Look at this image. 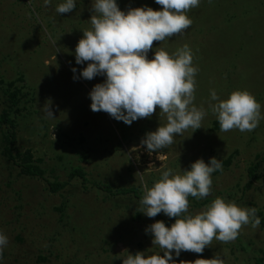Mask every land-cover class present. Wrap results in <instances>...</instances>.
<instances>
[{"label":"rangeland","instance_id":"obj_1","mask_svg":"<svg viewBox=\"0 0 264 264\" xmlns=\"http://www.w3.org/2000/svg\"><path fill=\"white\" fill-rule=\"evenodd\" d=\"M61 2L51 0L45 6L43 0H0V232L8 237L3 264H121L118 257H126L127 251L159 252L145 228L155 220L167 226L174 218L163 213L149 218L140 212V199L108 196L97 182L113 189L135 186L143 195L141 175L151 187L164 165L180 172L197 158L207 163L215 156L223 168L212 174L205 198L241 196L248 167L264 156V119L251 132H222L209 106L214 103L212 89L221 99L233 90H247L264 116V0H201L187 13L192 19L188 29L154 41L149 58L160 48L170 54L184 44L192 49L198 68L194 103L207 113L202 128L188 129L160 150L166 156L163 162L143 147L130 151L146 132L166 123L158 107L151 117L130 126L90 109L88 93L104 77L74 79L71 69L78 76L87 63H75L74 49L82 31L91 28V0H77V7L62 15L56 12ZM117 3L125 11L144 5L160 8L155 0ZM49 102L54 119L42 112ZM10 145L16 162L7 156ZM28 153L47 180L66 184L52 191L45 179L20 173L18 165ZM75 169L86 179L71 177ZM259 170L245 196L234 201L237 205L264 211L263 162ZM205 205L189 201L188 214ZM213 256H221L225 264H264V227L242 226L231 242L214 239L202 254L181 252L174 259L176 264H193Z\"/></svg>","mask_w":264,"mask_h":264},{"label":"clouds","instance_id":"obj_2","mask_svg":"<svg viewBox=\"0 0 264 264\" xmlns=\"http://www.w3.org/2000/svg\"><path fill=\"white\" fill-rule=\"evenodd\" d=\"M155 3L160 8L144 5L125 11L117 0H91V28L82 31L74 49L75 63H87L78 76L75 67L71 70L74 79L104 77L88 93L93 112L103 111L130 126L138 119L151 117L158 107L166 123H159L154 131L146 132L140 144L130 151L137 152L143 147L149 155L156 153L157 159L163 162L166 156L160 150L174 144V137L188 129L194 132L202 128L207 113L203 106L197 107L194 103L198 68L193 65V52L187 44L171 54L160 48L148 57L154 41H165L192 25L187 13L198 7L201 0H155ZM43 4L48 6L51 0H43ZM76 7L77 0H63L56 6V12L71 13ZM210 100L214 102L209 106L222 132L233 129L251 132L264 119L261 104L247 90H233L221 99L212 89ZM42 112L46 118L56 117L50 102L42 107ZM222 168V160L215 156L207 163L197 158L180 172L164 165L158 168L160 177L151 187L141 175L140 212L149 218L163 213L174 218V222L166 226L164 221L155 220L146 226L152 245L160 251L151 254L146 250L135 254L127 251L126 257H118L121 264H176L174 257L178 258L181 252L202 254L214 239L227 243L238 237L242 226L250 224L258 228L261 220L257 208L241 207L223 197H216L199 212L188 214V197L209 196L212 174ZM7 244L8 237L0 232V264ZM193 264H225V260L213 256L197 258Z\"/></svg>","mask_w":264,"mask_h":264},{"label":"trees","instance_id":"obj_3","mask_svg":"<svg viewBox=\"0 0 264 264\" xmlns=\"http://www.w3.org/2000/svg\"><path fill=\"white\" fill-rule=\"evenodd\" d=\"M12 146L13 145L6 147L7 148L6 153H7V156L11 160H14V162H16L15 157L12 154ZM260 162H263V171L262 172H264V156H262V157H259V159H257L256 161L252 162L251 165L248 167L249 180H248L246 186H244L242 188L241 196H234L231 194H225V195H221L220 197H223V198L228 197L229 201L240 202V200L245 196L247 189L250 187V185H252L253 178H256L259 175H261V174H259V173H261L259 170ZM15 165H17V164H15ZM18 166H20V170H19L20 173L31 175V176H37V177L45 179L47 181V183L49 184L52 191H56L58 188L63 187L64 184H66V182L64 184H62L60 182H55V181L51 182L50 180H47L45 177L43 168L39 164L33 163L32 155L30 153L24 154V156L22 158V162ZM77 175L84 177L83 179H86L85 174H82V171L80 169H75L70 174L71 177L77 176ZM96 187L99 190L108 191L110 193V194H108V196H112V197L132 195L138 199L142 198L140 190L135 186L128 187V188L113 189L109 185H102V184H100V182H97ZM188 199H189V201L196 200L198 202V204L203 205V204L210 203L215 198L196 199L194 197L189 196ZM257 215L260 217L261 226L264 227V211L258 210Z\"/></svg>","mask_w":264,"mask_h":264},{"label":"bare ground","instance_id":"obj_4","mask_svg":"<svg viewBox=\"0 0 264 264\" xmlns=\"http://www.w3.org/2000/svg\"><path fill=\"white\" fill-rule=\"evenodd\" d=\"M218 90V89H217Z\"/></svg>","mask_w":264,"mask_h":264}]
</instances>
